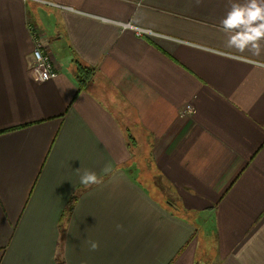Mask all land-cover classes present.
Segmentation results:
<instances>
[{
	"label": "crops",
	"instance_id": "crops-1",
	"mask_svg": "<svg viewBox=\"0 0 264 264\" xmlns=\"http://www.w3.org/2000/svg\"><path fill=\"white\" fill-rule=\"evenodd\" d=\"M227 11L0 0V264H264V51L225 46Z\"/></svg>",
	"mask_w": 264,
	"mask_h": 264
},
{
	"label": "clouds",
	"instance_id": "clouds-1",
	"mask_svg": "<svg viewBox=\"0 0 264 264\" xmlns=\"http://www.w3.org/2000/svg\"><path fill=\"white\" fill-rule=\"evenodd\" d=\"M196 3L200 4L201 0ZM220 28L226 36L227 48L259 56L264 51V0H228V11L220 21ZM109 170L110 166L104 169L105 172ZM98 182L94 172L85 171L81 176L85 186ZM91 247L95 250L98 245L93 242Z\"/></svg>",
	"mask_w": 264,
	"mask_h": 264
},
{
	"label": "built area",
	"instance_id": "built-area-1",
	"mask_svg": "<svg viewBox=\"0 0 264 264\" xmlns=\"http://www.w3.org/2000/svg\"><path fill=\"white\" fill-rule=\"evenodd\" d=\"M56 5V4H55ZM59 6V5H58ZM126 27L135 28L131 24L126 25ZM30 31L34 38V48H33V62L31 65V71L33 77L37 81H46L57 76L58 71L55 66V61L48 50L46 43L41 37L38 36L37 30L30 26ZM138 34H142L144 30L136 28ZM195 109L192 104H186L182 109V114L194 113Z\"/></svg>",
	"mask_w": 264,
	"mask_h": 264
},
{
	"label": "trees",
	"instance_id": "trees-1",
	"mask_svg": "<svg viewBox=\"0 0 264 264\" xmlns=\"http://www.w3.org/2000/svg\"><path fill=\"white\" fill-rule=\"evenodd\" d=\"M91 72L92 70L89 67H85L81 64L79 65L78 81L80 82V88L87 80H89Z\"/></svg>",
	"mask_w": 264,
	"mask_h": 264
},
{
	"label": "rangeland",
	"instance_id": "rangeland-1",
	"mask_svg": "<svg viewBox=\"0 0 264 264\" xmlns=\"http://www.w3.org/2000/svg\"><path fill=\"white\" fill-rule=\"evenodd\" d=\"M130 138H132V137L130 136ZM131 142H132V139H131Z\"/></svg>",
	"mask_w": 264,
	"mask_h": 264
}]
</instances>
